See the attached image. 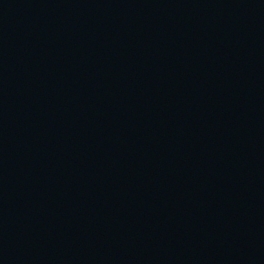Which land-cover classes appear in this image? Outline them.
I'll use <instances>...</instances> for the list:
<instances>
[{
	"label": "water",
	"instance_id": "obj_1",
	"mask_svg": "<svg viewBox=\"0 0 264 264\" xmlns=\"http://www.w3.org/2000/svg\"><path fill=\"white\" fill-rule=\"evenodd\" d=\"M0 264H264V0H0Z\"/></svg>",
	"mask_w": 264,
	"mask_h": 264
}]
</instances>
